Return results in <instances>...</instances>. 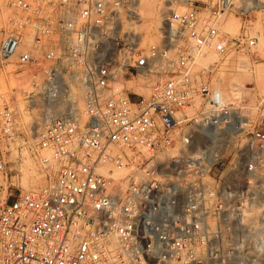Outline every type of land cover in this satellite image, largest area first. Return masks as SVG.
<instances>
[{
    "label": "built area",
    "instance_id": "1",
    "mask_svg": "<svg viewBox=\"0 0 264 264\" xmlns=\"http://www.w3.org/2000/svg\"><path fill=\"white\" fill-rule=\"evenodd\" d=\"M162 2L142 47L140 0L9 1L0 62L32 82L36 157L58 168L37 190L0 182V264H264V93L199 64L254 56L264 0ZM0 131L18 138L10 104Z\"/></svg>",
    "mask_w": 264,
    "mask_h": 264
},
{
    "label": "rangeland",
    "instance_id": "2",
    "mask_svg": "<svg viewBox=\"0 0 264 264\" xmlns=\"http://www.w3.org/2000/svg\"><path fill=\"white\" fill-rule=\"evenodd\" d=\"M9 1L10 0H0V43L4 31L9 27V19L12 16ZM139 9H141V6ZM263 18L264 13H261L260 18L256 21L255 30H260L259 24ZM227 19L230 31L237 34L239 31L238 20L232 16H229ZM139 30L144 32V35L141 33L142 47H148L159 42V32L152 30L147 34L146 29L143 27V22L139 26ZM240 56L249 57L253 60L254 64H264V56L258 51V49H255L254 56L237 54L235 52L228 53L226 56L211 53L208 58L200 60L199 64L200 66H203L210 62H216L212 82L224 91H228L233 87L231 84L229 85V83L238 79V76L241 74L233 69V66L231 65L237 60V57L239 58ZM231 58H235V60L231 61ZM226 62H228V66ZM259 78L261 80L264 79L263 76H260ZM259 78L258 81H256L255 77L248 76V79L245 77L246 82L243 81V85L254 86L256 93L263 94L264 80L259 81ZM138 84H142L141 81L125 83L126 88H130L136 93L143 94L144 90H142ZM243 85L240 86L244 87ZM31 86L32 82H30L24 70L15 63V60L7 63L0 62V110L3 109L5 104L11 105L16 117L18 129V138L9 141L2 138L0 131V153H2L1 157L5 164V174H0V182L4 185L5 189L16 192L36 190L44 187L49 177L54 175L58 168V165L51 162L46 169H44L36 157L37 151L38 154L42 156L49 157V153L45 150H40L37 145V131L40 127V109L30 108L27 104L26 96L28 92L31 91ZM144 94L147 93L144 92ZM26 184H28V187H25Z\"/></svg>",
    "mask_w": 264,
    "mask_h": 264
},
{
    "label": "bare ground",
    "instance_id": "3",
    "mask_svg": "<svg viewBox=\"0 0 264 264\" xmlns=\"http://www.w3.org/2000/svg\"><path fill=\"white\" fill-rule=\"evenodd\" d=\"M140 6H141V9H139ZM137 10L141 16V23L136 25L135 27H133L134 30L137 33H143V35H144V32L139 30V26L143 22V27L146 29L147 34H149L150 31H152V30L155 32H159L160 25H162L161 23L163 21L164 15H165V8H164L162 0H140V3H139ZM257 49L264 56V39H260L259 44L257 46ZM227 60L229 61L228 58H227ZM232 60H235V58L234 59L231 58V61ZM227 63L228 62H226V64ZM231 65L233 66V69L240 72L241 74L238 76V79L233 80L232 82L229 83V85L230 84L232 86L243 85L244 82H246L245 77H247V79H248V76L249 77L250 76L255 77L256 81H258V78L260 76L264 77V64L263 63L254 64L253 60H251L249 57H246V56H244V57L240 56L239 58L237 57V60H235V62L232 63ZM227 66H228V64H227ZM263 80L260 79L259 81H263ZM259 85H261V84H259ZM138 86H140V88L142 90H144L145 93H148V91H146L145 88H143V86H141L140 84H138ZM240 87H242V86H240ZM144 92H143V94H144ZM30 163H31V161H30ZM25 187H28V184H26Z\"/></svg>",
    "mask_w": 264,
    "mask_h": 264
}]
</instances>
